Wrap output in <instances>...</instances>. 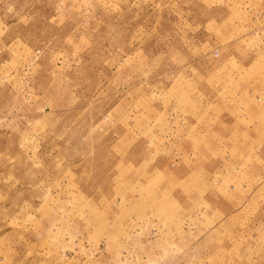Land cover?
Listing matches in <instances>:
<instances>
[{
  "label": "rangeland",
  "instance_id": "obj_1",
  "mask_svg": "<svg viewBox=\"0 0 264 264\" xmlns=\"http://www.w3.org/2000/svg\"><path fill=\"white\" fill-rule=\"evenodd\" d=\"M0 264H264V0H0Z\"/></svg>",
  "mask_w": 264,
  "mask_h": 264
}]
</instances>
